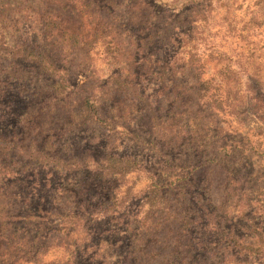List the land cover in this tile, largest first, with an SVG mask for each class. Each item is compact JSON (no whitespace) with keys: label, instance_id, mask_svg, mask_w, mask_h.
<instances>
[{"label":"rangeland","instance_id":"rangeland-1","mask_svg":"<svg viewBox=\"0 0 264 264\" xmlns=\"http://www.w3.org/2000/svg\"><path fill=\"white\" fill-rule=\"evenodd\" d=\"M32 1L35 4L0 0V134L17 135L21 150L31 141L41 146L50 137L47 153L82 158L86 165L110 154L128 156L139 169L121 178L97 180L87 172L61 174L54 163L30 167L35 176L21 171L28 153L0 154V210L15 215L40 210L43 214L38 215L47 213L48 218L16 222L8 228L0 224V264H28L32 251L38 255L29 264H71L74 251H82L88 243L87 231L92 228L93 246L100 245L95 253L98 264L104 256L122 264L129 242L132 251L144 240L154 244L148 250L151 256H170L169 264H184L192 256L181 248L185 239L177 230L202 228L206 220L232 229L257 251L241 255L232 251L235 259L228 258V264H264V115L256 117L247 107H241V116L230 113L240 106L236 90L249 87L264 94V84L251 78L247 82L243 75L226 79L216 70L229 61L217 64L213 59L226 53L225 58L236 60L237 53L243 52L236 61L255 62L264 73V0H106L107 4L54 0L56 8L49 7L53 0L44 5ZM141 2L152 7L153 15ZM111 4L112 13L107 11ZM48 8L61 12L57 35L76 34L77 47L71 48L67 36L54 44L43 40L40 21ZM136 20L141 25H134ZM240 30L243 40L236 37ZM150 34L152 38L141 40ZM3 44L40 48L74 91L55 100H51L54 96L48 101L32 97L35 89L53 79L36 66L12 58ZM60 45L62 57L56 52ZM249 51L254 57L246 60ZM118 82H126L131 90ZM136 89L161 120L152 131L147 108L133 100ZM90 94L108 101L105 107L113 104L117 119L110 128L79 127L74 120L70 125L72 106ZM213 95L219 106L212 103ZM55 106L59 109L53 113ZM4 178L12 183L9 187ZM152 184L161 190L149 207L145 197ZM69 211V219L55 216ZM74 213L83 220L101 217V223L93 217L76 225ZM205 214L212 218H204ZM210 224L200 237L212 254L220 247L208 235ZM34 234L40 240L28 248L25 241ZM116 241L119 246L114 247ZM92 253V249L86 252ZM215 253L214 263L222 255L227 257L224 250ZM134 257L131 262H137L138 255Z\"/></svg>","mask_w":264,"mask_h":264},{"label":"trees","instance_id":"trees-1","mask_svg":"<svg viewBox=\"0 0 264 264\" xmlns=\"http://www.w3.org/2000/svg\"><path fill=\"white\" fill-rule=\"evenodd\" d=\"M25 1L27 2V4H35V2H33L32 0H25ZM39 1L41 2V5L46 4V0H39ZM64 1L73 2L76 0H64ZM104 1L107 4V1L106 0ZM141 3L147 8L148 15L150 16L151 14L153 15L152 7L147 2L146 3L141 2ZM112 6L113 5L111 4L107 8V11L110 13L114 11V8ZM49 7L56 8L54 0L53 2L49 4ZM190 10L191 9H189V11ZM61 18H62V15L59 10L50 9V8L47 9L45 16L42 17L40 21V31H41V36L43 40L50 42L51 44H54V43H58L59 41H62L64 37L67 36L72 41L71 48H73L74 46L77 47L79 42H78V36L76 34L70 33L69 31H63L59 33V35H57V28L59 25L58 22ZM140 18L141 20H143L145 18V14H141ZM136 21L138 23L135 22L134 25L136 26L141 25L140 20H136ZM18 23H19L18 20L14 21V24L17 25ZM242 32L243 31L240 30L239 34L236 36L238 39H241V40L244 39L242 37ZM150 38H152L151 34L141 40L147 41ZM3 46H4L3 50L9 53L12 58L21 59L23 62H27L29 64L36 66L40 71L44 73L45 76L53 79L51 84L35 89L34 93L31 94L32 97H37L38 99L42 97H47L46 101H48V99L51 98L50 96H54L51 100H55L58 96H62L64 94H67L68 96L69 93L74 91L73 89H71V87H69V83L64 78V76L61 77L62 75L60 76L57 75L58 73L62 72L61 69L55 66V64H53L51 60L49 59L48 55L40 48L31 46L28 44L18 45L16 47L5 46V44H3ZM63 50H64L63 45H60L57 48L56 52L58 54V57L63 56ZM214 53L216 54L217 52H214ZM225 56H227L226 53H217L216 55H214L213 59L217 60V64H219L220 61L222 62V60L224 59L229 61L225 63V65L223 66L219 65L218 69L216 70L217 74H220L221 76L225 78L227 77L226 79H232V78L235 79L238 75H243L247 77V82H249L248 80L251 78V79H257V81L258 80L261 81V84H264V73H262V71L260 72L261 68L257 64H255V62L254 63L244 62L241 64V62L236 61L238 60V57L239 59L243 57V52L237 53V55L235 56L236 60H234L232 57L225 58ZM253 57H254V53L249 51L245 59L250 60ZM233 61L234 63H232ZM118 85L126 87L130 90L132 88L131 86L127 85L126 82H118ZM230 88L231 87L229 86L228 89ZM102 89H105V87H102ZM200 90L201 89H197V91L201 92ZM262 93L261 94L257 93L255 90H252L249 87L243 92H241V89L236 90L234 92V97L238 99V104L240 106L236 108L229 107V109L231 108L230 113L235 114L236 116H241L242 114L240 113V110L244 107H247L249 108V110L253 112V115L256 117L259 116V114L264 115V98H262V95L264 97V94ZM205 94L202 95L201 98L205 97L206 96ZM109 95H110L109 93L104 94L105 96L104 98L107 99ZM133 100L141 105H145L144 107L147 108L148 111H146V109L145 110L143 109V110L149 115H151L149 116V120L152 121V126L150 125V130L152 131V128L154 130V124L159 125L161 120L156 118L155 115H153V109H151L149 105L147 104L146 99L144 98V94L139 93L137 89L134 90ZM106 102L108 101L102 102L101 100L97 99L96 96L93 94L87 95V97H84L82 102L78 106L76 107L72 106V113H71L72 116L70 115V118H71L70 125L73 124V120H74L76 122L75 124L77 125L92 124L97 127L110 128L109 126L111 124H114V120L117 119V116H115L112 113L114 110V107L111 105L113 104L110 103L108 104V107H105L107 106L105 105ZM212 103L215 105L217 104V106L220 105V103H218L217 95H213ZM57 108L58 106L54 107L53 113L56 111ZM81 125H79V127ZM17 139H18L17 135L14 137L11 136L10 138H8L0 134V154L4 155L5 153L6 154L11 153V155H15L17 153L16 151L21 150L19 145L16 143ZM49 140H51L50 137H46L43 140L45 142L41 146L37 145L35 141H31V143L26 148L21 150L24 153L23 155H27L26 153H28L26 157L27 164L24 167V169H21L22 173L31 172L32 174L35 175V172H34L35 169L41 168L43 166L53 165L55 163L56 172H59L61 174H71V173L82 174V173L87 172L89 175L93 176V178L100 180L103 178H121L139 169L138 162L134 158L128 157V156H117V155L110 154V155L105 156L102 160H100L95 165H86L85 164L86 161H83L82 158H62L55 154L47 153L48 148L46 145L49 143ZM51 148L52 147H49V149ZM60 165L62 166L63 169H59ZM30 167H35V169L30 171ZM22 173L20 172V174ZM14 174L16 175V173L13 171L12 176ZM5 180L7 183L6 186L9 187L12 183L9 182V179L7 178ZM11 180L13 181L14 179L12 178ZM160 190L161 189L159 186L152 184L151 189L148 191L145 197L146 198L145 205L147 204L149 207H153L155 204L156 198H157L155 196H160V192H159ZM24 212H25L24 214L15 215L14 213H11L9 211L0 210V224L3 225L4 228H8V227L14 226L16 222H20V221H23V223H27L28 221H33V220L34 221L38 220V221H43V222L48 221V218L45 217L47 216V213H45V216H41V217L38 215L40 214V212L41 214H43L42 211L40 210L38 211L36 210V212L31 211V210L28 212L27 211H24ZM70 213L71 211H69L68 213L67 212L60 213V214L58 213V215H55V216L59 217L61 220H64V219L70 218V215H72ZM207 216L212 218L211 214L210 215L205 214L204 218H206ZM93 217L96 219V220L94 219V222L99 220L98 217H95L92 215H90V217H87L86 220L85 219L83 220V217L76 213H74L73 216H71V218H75V220H78L75 223L76 225H79V226L82 225V223L86 221L91 222ZM105 217L106 216H103V218ZM97 223H101V217ZM208 223L210 224V222L206 220L202 228H200V226L197 228L190 227L188 229H186V227L182 229V226L181 228L180 227L178 228L177 233L181 232L182 233L181 236L184 237L185 239V240H182L181 242L182 243L181 248L183 250H189V254H191V256L195 258V260H193L191 259L192 257H186L183 260L185 261L184 264H228V258L233 259L234 255L236 254L238 255H241L243 253L257 254L256 253L257 251L254 250V247L243 242L241 239H238V237L233 233L232 229H229V230L223 229V227L220 224L211 223L210 225L213 224V226L210 228L209 231L211 232L209 233H212V234H208V235H212L211 238L212 240H214V243L216 244V246H219L221 250H224V252L227 253V257L226 255H222L221 256L222 259H220V261L215 262V263L212 262V260H214V256L216 255L215 252H217L219 255V252L221 250L216 248L215 252L211 254L206 249L207 245L201 243V238H202L200 237L201 232H206L208 225H209ZM128 226L129 225L127 224L125 227L128 228ZM93 230L94 228L88 229L87 235L90 237L88 240V243L85 245L82 251L81 250L78 252L77 250L74 251V256L72 257L73 263L71 264H98L99 263L98 261L99 257L95 253L98 251V249H100V245H98L96 249L93 246L94 243H92V236L95 234ZM37 236L38 234H34L32 236L29 235L27 237L28 241L26 240L25 243L27 244L28 248H30L33 244L38 243L40 239ZM258 236L259 238H261V234H258ZM98 242L101 243L102 240L101 241L99 240ZM105 244L108 246V248H112V245L110 243L105 242ZM116 246H119V241H116V243L114 244V247ZM153 246L154 244H150L149 242H145L144 240L143 243H141V245L139 246V249L133 248V250L130 251L132 246H131V243L129 242V246L127 248L126 254L123 257L124 259H122L123 260L122 264H169L168 262L171 259L170 256L168 259H162L159 256L160 254L158 252L157 253L159 255L155 254V256H151L149 254L151 252H149L148 250L149 249L153 250L152 248ZM88 249L94 250V253H92L90 256H87L86 254V252H88ZM232 251H234V255L232 254ZM28 254L31 257L29 258L27 263L28 264L33 263V261L36 259L38 255V251L28 252ZM134 255L136 256L138 255L137 262H131V258H135ZM182 255L183 254H181V256ZM101 264H115V263L108 260L107 256H104L101 259Z\"/></svg>","mask_w":264,"mask_h":264}]
</instances>
